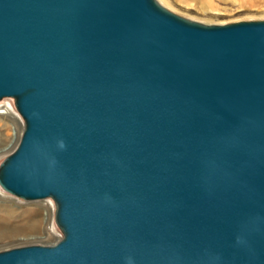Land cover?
Instances as JSON below:
<instances>
[{"label": "water", "instance_id": "95a60500", "mask_svg": "<svg viewBox=\"0 0 264 264\" xmlns=\"http://www.w3.org/2000/svg\"><path fill=\"white\" fill-rule=\"evenodd\" d=\"M0 188L60 239L0 264H264V21L155 0H0Z\"/></svg>", "mask_w": 264, "mask_h": 264}, {"label": "rangeland", "instance_id": "374dc122", "mask_svg": "<svg viewBox=\"0 0 264 264\" xmlns=\"http://www.w3.org/2000/svg\"><path fill=\"white\" fill-rule=\"evenodd\" d=\"M168 12L183 19L205 24L223 25L236 22L264 21V0H157ZM6 100L12 98H5ZM0 101V117L7 118L10 127L0 130V138L6 131H11L13 126L23 130V120L16 112L10 100ZM4 111L6 113H4ZM20 139V138H19ZM15 136L7 142V146L0 152V163L15 149ZM18 143V142H17ZM50 198L39 201H24L0 190V225L17 230H25L30 219L43 217L46 210H52L49 223L45 222L37 230L27 235L0 240V252L13 248L31 245L47 246L60 239V230L54 222V206ZM17 212L18 217L9 218L3 214V209ZM21 213L24 214L21 216Z\"/></svg>", "mask_w": 264, "mask_h": 264}, {"label": "bare ground", "instance_id": "6f19581e", "mask_svg": "<svg viewBox=\"0 0 264 264\" xmlns=\"http://www.w3.org/2000/svg\"><path fill=\"white\" fill-rule=\"evenodd\" d=\"M155 1L161 6V4L157 0H155ZM161 7H163V6H161ZM5 98H7V97H5ZM5 98L0 99V101L6 100ZM8 100H10L12 102V105H13V101L11 99H8ZM8 100H6V101H8ZM13 108H14V106H13ZM4 113H6V112L4 111ZM0 114H2V113H0ZM8 128H11V127H10V124H9L7 118H4L1 116L0 117V130L8 129ZM20 132H21L20 127L18 129H16L15 126H13V129H11V131H6L2 135V137L0 138V152L3 150L4 147L7 146V142L11 138V135L15 136V143L14 144H18L17 142L19 141V138H20ZM0 190H1V188H0ZM45 199H47V198H45ZM52 204L54 206L53 202H52ZM3 210H5V211H3V214H5V216H7L9 218L18 217V215H20L17 212L13 211V209H11V208H10V210H8V209H3ZM54 212H55V207H54ZM22 215H24V214L21 213V216ZM51 216H52V210L51 209L46 210V215H44V218L39 216V217H36L35 219H30L29 224L25 230L9 229V228H5V227L0 225V240L7 239V238H13V237H16L19 235H27V234L31 233L32 231L40 228L43 223H45V222L49 223Z\"/></svg>", "mask_w": 264, "mask_h": 264}]
</instances>
